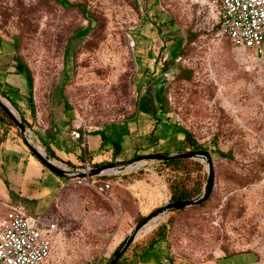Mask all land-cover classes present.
Here are the masks:
<instances>
[{
  "label": "rangeland",
  "instance_id": "rangeland-1",
  "mask_svg": "<svg viewBox=\"0 0 264 264\" xmlns=\"http://www.w3.org/2000/svg\"><path fill=\"white\" fill-rule=\"evenodd\" d=\"M67 1L0 0L2 44L32 72L36 120L26 125L33 143L69 168L49 154L33 128L103 130L112 149L102 161L108 164L195 150L184 140L189 131L213 157L212 196L158 218L136 240L164 223L167 240L156 247L164 254L202 259L249 250L264 264V54L222 35L207 4ZM82 30L89 31L79 36ZM115 132L135 139L134 153L114 157ZM216 150H232L235 158ZM160 162L98 177L111 182L105 192L47 169L60 181L53 204L37 215L56 224L44 264H106L143 216L173 201V173ZM200 163L193 175L205 186L208 169Z\"/></svg>",
  "mask_w": 264,
  "mask_h": 264
},
{
  "label": "crops",
  "instance_id": "crops-1",
  "mask_svg": "<svg viewBox=\"0 0 264 264\" xmlns=\"http://www.w3.org/2000/svg\"><path fill=\"white\" fill-rule=\"evenodd\" d=\"M2 89L7 92L21 118L29 123L36 120V115L31 110L28 81L23 74L16 71L14 58L10 56L4 44L0 46V90ZM61 127L45 126L41 133L33 129L45 147L47 145L53 150L54 158L69 166L66 168L72 169L86 163L97 164L108 159L107 154L112 149L108 143L102 146V134H107L105 131L84 127L82 132L80 131L83 138L76 140L71 134L73 130H79V126H73L75 129H70L69 126L62 129ZM115 133L121 141V151L118 154L113 153L114 157L134 153L135 139L132 140L127 134ZM38 148L41 150L40 146ZM45 179L49 182L46 183ZM59 181V178H54L47 172V168L32 154L14 127L0 123V222L8 217L13 207L19 205L24 207L27 215L37 217L46 204H53L55 201ZM56 233L57 231L53 235V241ZM259 263L258 254L249 250L192 259L169 256L156 248L147 260L137 264Z\"/></svg>",
  "mask_w": 264,
  "mask_h": 264
},
{
  "label": "built area",
  "instance_id": "built-area-1",
  "mask_svg": "<svg viewBox=\"0 0 264 264\" xmlns=\"http://www.w3.org/2000/svg\"><path fill=\"white\" fill-rule=\"evenodd\" d=\"M207 4L215 12L219 31L237 47L264 54V0H192ZM73 139L83 138L80 130L72 131ZM91 167L86 163L84 167ZM76 184L105 192L111 182L98 177L79 178ZM55 223L41 217H30L22 205L15 206L0 222V264H44L53 248Z\"/></svg>",
  "mask_w": 264,
  "mask_h": 264
},
{
  "label": "water",
  "instance_id": "water-1",
  "mask_svg": "<svg viewBox=\"0 0 264 264\" xmlns=\"http://www.w3.org/2000/svg\"><path fill=\"white\" fill-rule=\"evenodd\" d=\"M0 107L10 117L13 124L19 130L20 135L24 143L28 146L32 154L51 172L68 180H75L79 178H93L103 177L106 175H112L117 171H123L128 167L135 165L142 161H170L175 159H192L204 163L207 166V182L200 195L191 199H184L179 201H172L163 206H160L153 210L151 213L143 216L126 238L119 244L115 251L108 258L106 264H118L120 259L129 249V247L138 238L140 232L151 222L157 220L160 217L168 215L172 212L184 209L186 207L198 206L210 199L213 193V189L216 182V172L214 168L213 157L208 150H188V151H168V152H157L137 155L126 161H117L100 166H91L88 168L75 167L68 169L55 163L49 155L44 154L38 147L33 143L32 137L28 131L26 123L12 110L0 97ZM114 170L115 172H109Z\"/></svg>",
  "mask_w": 264,
  "mask_h": 264
},
{
  "label": "trees",
  "instance_id": "trees-1",
  "mask_svg": "<svg viewBox=\"0 0 264 264\" xmlns=\"http://www.w3.org/2000/svg\"><path fill=\"white\" fill-rule=\"evenodd\" d=\"M64 1L68 2L67 0ZM84 13L86 17L90 18V15L86 12V10H84ZM88 31L89 30L80 31L79 36L85 35ZM1 45H2V38L0 36V46ZM14 59L16 63V71L19 74H23L28 81L31 110L33 113H35L34 97L32 92V85H33L32 72L18 54L14 56ZM0 93L5 98L9 99V96L5 90L3 89L0 90ZM166 111L167 110H165V112ZM22 120L25 123H27L25 119L22 118ZM0 123L5 126L14 127L17 130V133L20 135L19 130L16 128L10 117L5 113V111L1 107H0ZM185 133H186V137L184 139L185 143H187L192 149L206 150L204 146L200 145L196 140H194V138H192V135L189 131L185 130ZM102 136H103V142H102V146H103L106 145L110 140L107 134L103 133ZM120 142L121 141H112V143L117 146V148H115L114 150L115 154H118L120 152ZM46 148L49 154L52 157H54L53 150L47 145ZM180 151H184V149H181ZM215 152L222 157H226L229 159L235 158L232 150L227 152L222 150H216ZM153 153H157V152H153ZM160 163L161 165L170 168V170L173 173L170 176V187H171L173 201L194 198L203 189L204 184L198 180V177L196 175H193L195 171L197 170L199 171L202 169L203 165L200 162L191 159H175L170 161H161ZM104 164H108V162H102V163L100 162L97 164L90 163V166H100ZM85 165L86 164H82L80 165V167H84ZM103 177L108 178L109 176L106 175ZM167 233H168L167 225L164 223L160 224L158 227L154 228L145 238L136 240L133 243V245L129 247V249L120 259L118 264H137L139 262L147 260L151 255L152 251L160 243L167 240Z\"/></svg>",
  "mask_w": 264,
  "mask_h": 264
},
{
  "label": "bare ground",
  "instance_id": "bare-ground-1",
  "mask_svg": "<svg viewBox=\"0 0 264 264\" xmlns=\"http://www.w3.org/2000/svg\"><path fill=\"white\" fill-rule=\"evenodd\" d=\"M3 99V98H2ZM4 100V99H3ZM5 102V100H4ZM38 147V146H37ZM131 167V166H130ZM109 172H115L114 170H110ZM157 220L151 221L146 227L145 229H148L149 227H151Z\"/></svg>",
  "mask_w": 264,
  "mask_h": 264
}]
</instances>
